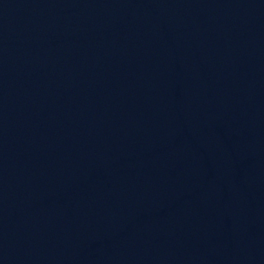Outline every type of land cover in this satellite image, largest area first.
I'll list each match as a JSON object with an SVG mask.
<instances>
[{
    "label": "water",
    "instance_id": "1",
    "mask_svg": "<svg viewBox=\"0 0 264 264\" xmlns=\"http://www.w3.org/2000/svg\"><path fill=\"white\" fill-rule=\"evenodd\" d=\"M0 264H264V0H0Z\"/></svg>",
    "mask_w": 264,
    "mask_h": 264
}]
</instances>
